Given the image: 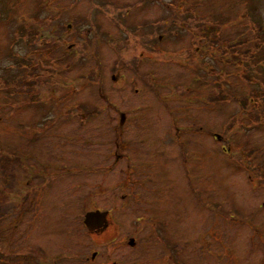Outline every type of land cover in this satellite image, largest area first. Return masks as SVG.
I'll list each match as a JSON object with an SVG mask.
<instances>
[{
	"label": "rangeland",
	"instance_id": "374dc122",
	"mask_svg": "<svg viewBox=\"0 0 264 264\" xmlns=\"http://www.w3.org/2000/svg\"><path fill=\"white\" fill-rule=\"evenodd\" d=\"M215 24L228 52L201 34ZM255 89L264 0H0V148L28 168L3 190L0 175L17 204L0 216L1 251L39 264H264ZM97 209L105 229L84 224Z\"/></svg>",
	"mask_w": 264,
	"mask_h": 264
},
{
	"label": "trees",
	"instance_id": "16d2710c",
	"mask_svg": "<svg viewBox=\"0 0 264 264\" xmlns=\"http://www.w3.org/2000/svg\"><path fill=\"white\" fill-rule=\"evenodd\" d=\"M174 3V1H173ZM176 4V9L178 13H181V9H182V4L181 3H175ZM257 14V18H260V11L261 9L257 8L255 9ZM260 15V16H259ZM176 17V16H175ZM248 17L250 19L254 18V14H249ZM256 24L255 27H257L258 29H262L261 28V22L259 19L255 20ZM180 26V25H179ZM182 26H184V23H182ZM180 26V27H182ZM220 25L215 24L213 26L212 29H214L213 31H208L205 27H203V32H201L202 35H206L207 38L210 39L212 44H218L221 40H222V36L219 37L218 35L216 36V33L219 29ZM66 29V28H65ZM63 29V30H65ZM211 29V30H212ZM37 33V32H36ZM43 35V34H42ZM224 44L222 46L219 47V49L223 52H228L229 50H231L232 48L235 47L236 43H232V42H223ZM52 48H48L46 49V51L44 53H39L40 55L43 56V58L48 61L49 59H51V53H52ZM244 50H237L236 49V53L233 55L232 58L228 59L230 61L235 60L237 58H239V56L243 55ZM35 76V75H34ZM37 77V76H35ZM24 81L27 83V81L24 79ZM31 83L36 84L35 80H31ZM20 83H22V79L20 80ZM253 94L256 98H261L264 95V89H255L253 90ZM211 96V95H210ZM222 97H226L224 92L220 95L218 94L216 97L212 98L213 100H220ZM238 100L239 103H241L243 105V108L245 109L249 103L247 101V99H243V98H239L238 96ZM248 114L249 117H255V118H262L260 115L257 114H253L252 112L246 113ZM90 116V114H89ZM245 155H247L248 157L252 156V152H254L253 149H248L243 151ZM27 173L28 172V168L26 165V162L24 160V156L23 154H20L19 152H13L10 154H6L2 148H0V175H1V179L3 180V188H6L10 185H13L15 183H21L20 181V177L21 174L23 173ZM23 190L21 192V194H18V198L21 200V205H22V201H26L28 200L29 196L28 193L26 191V184L23 183ZM8 189V188H7ZM7 189H5L4 191H6ZM2 190H0V216L4 213H6L8 210H14L15 208V202L12 200V198L10 197L9 194H5V192H3ZM15 191H17V188H15ZM9 192V190H8ZM0 261L2 262V264H39V260L38 258L33 254V253H23V254H7L3 251H1V247H0Z\"/></svg>",
	"mask_w": 264,
	"mask_h": 264
},
{
	"label": "water",
	"instance_id": "95a60500",
	"mask_svg": "<svg viewBox=\"0 0 264 264\" xmlns=\"http://www.w3.org/2000/svg\"><path fill=\"white\" fill-rule=\"evenodd\" d=\"M106 214L107 212H88L85 217V223L89 226L90 229H93V226L106 225ZM131 242H134V238H131Z\"/></svg>",
	"mask_w": 264,
	"mask_h": 264
},
{
	"label": "flooded vegetation",
	"instance_id": "af4514ba",
	"mask_svg": "<svg viewBox=\"0 0 264 264\" xmlns=\"http://www.w3.org/2000/svg\"><path fill=\"white\" fill-rule=\"evenodd\" d=\"M125 118H126V116H125V114H122V116H121V124H123V122L125 121ZM126 123V122H125ZM124 125V124H123ZM126 129V128H125ZM121 133H122V131H121ZM123 134V133H122ZM123 145H125L126 146V144H125V142H123L122 143ZM123 148V147H122ZM123 149H125V148H123ZM110 217V215L108 214V218ZM101 229H103V227L101 228Z\"/></svg>",
	"mask_w": 264,
	"mask_h": 264
}]
</instances>
